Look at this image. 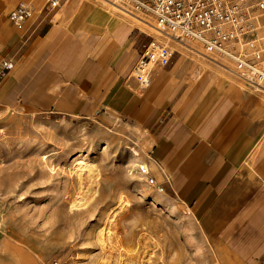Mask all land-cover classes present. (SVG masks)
Listing matches in <instances>:
<instances>
[{
    "label": "crops",
    "instance_id": "0c3cea01",
    "mask_svg": "<svg viewBox=\"0 0 264 264\" xmlns=\"http://www.w3.org/2000/svg\"><path fill=\"white\" fill-rule=\"evenodd\" d=\"M21 5L29 16L15 24ZM142 29L97 0H0V65L14 63L0 104L19 114L116 118L164 192L189 206L224 259L262 251L264 177L252 155L264 137V93L195 50L133 76Z\"/></svg>",
    "mask_w": 264,
    "mask_h": 264
},
{
    "label": "rangeland",
    "instance_id": "374dc122",
    "mask_svg": "<svg viewBox=\"0 0 264 264\" xmlns=\"http://www.w3.org/2000/svg\"><path fill=\"white\" fill-rule=\"evenodd\" d=\"M97 1L142 29V51L153 40L200 49ZM78 159L89 167L78 171ZM143 163L137 138L116 118L19 114L0 104V264L263 263L262 251L248 249L226 261L188 205L147 183ZM252 165L264 177V137Z\"/></svg>",
    "mask_w": 264,
    "mask_h": 264
},
{
    "label": "built area",
    "instance_id": "2783aa9c",
    "mask_svg": "<svg viewBox=\"0 0 264 264\" xmlns=\"http://www.w3.org/2000/svg\"><path fill=\"white\" fill-rule=\"evenodd\" d=\"M53 7L59 0H49ZM126 15L154 22L157 30L176 40L196 43V51L218 62L246 85L264 93V0H109ZM31 13L21 5L11 13L15 24ZM175 50L156 40L145 45L133 73L141 85H149L154 66L171 63ZM14 63L0 65V85ZM150 185L164 191L148 165L139 167Z\"/></svg>",
    "mask_w": 264,
    "mask_h": 264
},
{
    "label": "bare ground",
    "instance_id": "6f19581e",
    "mask_svg": "<svg viewBox=\"0 0 264 264\" xmlns=\"http://www.w3.org/2000/svg\"><path fill=\"white\" fill-rule=\"evenodd\" d=\"M104 2H107L109 5L111 4L110 2H109V0H104ZM112 5V4H111ZM139 21V20H138ZM141 23H143V24H145V25H147V26H151V27H153V28H155L156 30H157V28H156V26H155V23L154 22H144V21H140ZM159 31V30H158ZM162 33V32H161ZM167 36V35H166ZM195 50H197V49H195ZM131 148V147H130ZM78 162H77V167H78V171H82L84 168H86V167H89V165L88 164H86V163H84L83 162V160H77ZM129 165L130 166H132V167H135V166H138V165H140V160H137V159H130V161H129ZM143 166H145V164L143 163L142 164ZM76 167V168H77ZM77 171V172H78ZM79 176H80V173H79ZM92 181V180H91ZM92 189V188H91ZM91 192V191H90ZM93 192V191H92ZM78 198H80V197H78ZM80 200H82V199H80ZM121 200V199H120ZM79 200L78 199H76L75 200V202L77 203ZM74 201H73V203H75ZM82 202V201H81ZM81 202H79V203H81ZM72 203V202H71ZM79 203H77L76 205H78ZM72 205V204H71ZM74 208V207H73ZM108 231H110V230H108ZM106 234V233H105ZM109 235V234H108ZM111 235V234H110ZM109 235V236H110ZM106 237H107V235H106ZM108 238V237H107ZM111 239V238H110Z\"/></svg>",
    "mask_w": 264,
    "mask_h": 264
}]
</instances>
